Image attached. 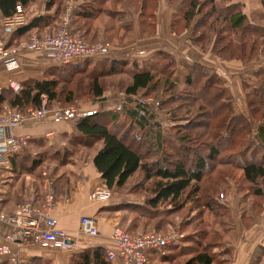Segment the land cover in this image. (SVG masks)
<instances>
[{
    "label": "trees",
    "instance_id": "obj_1",
    "mask_svg": "<svg viewBox=\"0 0 264 264\" xmlns=\"http://www.w3.org/2000/svg\"><path fill=\"white\" fill-rule=\"evenodd\" d=\"M37 1L0 0V18L13 16L17 6L28 9ZM100 1L107 0H94L98 3ZM124 1L114 0L113 8L98 9H92L91 6L78 1L74 2L72 31H82L87 37L88 29H91L98 17L105 13L111 15L113 9L117 16L112 18L120 19L121 16L118 15L122 12L118 7L122 6ZM45 2L46 15L34 18L26 26L18 29L17 37L10 43V48L29 41L34 34L41 37L57 31L61 19L51 32H42L50 30L52 12L58 14L64 11L66 7L63 5L64 0ZM131 2L136 8L138 6L141 8V33L144 31L155 33V11L154 13L148 11L152 8V2L155 3V10L158 9L159 2L125 1L128 4ZM166 2L176 10L172 32L182 35L191 31L190 42L194 47L211 53L222 62L239 61L247 65L264 58V0L260 1V11L254 10L250 15L243 11L244 5L241 0H166ZM169 58L165 67L159 66L157 62L147 68L136 66V69L128 70L129 81L125 86V94L131 99L128 100L131 107H127L125 113L131 122L126 128L117 127L110 130L105 125L95 123V116H87L75 123L76 131L83 138L64 137L63 146L52 149L45 148L44 145L48 144L44 141L42 143L39 140L35 141L34 149L40 151L37 155L42 156V160L33 158L28 148V151H23L12 158L13 172L18 174L25 171L35 172L45 162L43 160H48V156L54 152L53 161L59 160L60 155H63V160L71 157L72 164L77 160L93 163L104 181V188L108 190H124L138 177L140 181L132 188L134 198L127 203L124 202L119 208L128 212L127 221L135 223L134 226L145 225L150 229L126 231L164 234L168 233L169 229L179 226L180 231L185 233L190 226L202 225V230L197 231L201 237L197 247L201 251L187 264H219L215 261L218 255L214 249L223 239L219 237L225 232L217 234V237L209 227L225 225L227 220L224 219L228 216V210L222 203L216 202L218 197L204 195L209 198L205 197V200H202L201 185L205 181H212L213 189L217 193L222 175L218 174L220 167L232 166L241 169L243 181L248 186L245 187L242 200L243 205L247 207L240 212L241 223L244 226H251L258 222L253 218L262 216L264 68L255 72L254 77L258 85L254 87L246 85L245 88L251 116V119H248L242 114H235L232 98L225 83L212 69L193 62L186 67L187 74L179 81L175 78L177 71L175 59ZM116 64L118 62L111 64V68L107 70L92 67L89 89L96 102L101 100L105 92L101 77L108 76V72H113L114 68L117 70ZM60 66L61 68H56L46 80H30L20 85L18 92L9 88L2 89L0 113L5 106L21 113H26L31 108L39 109L43 96L48 98L51 106L56 104L67 106L68 104L61 103L59 98L64 91L62 83L74 79L75 75L86 74L89 64ZM140 97L146 101H153L150 111L147 109L148 105L141 106L135 100ZM155 110L165 113L166 116H155L151 113ZM252 120L258 124L256 130ZM29 144L33 146L31 142ZM42 153H45V156ZM65 165V162L61 161L57 167ZM62 177L64 176L57 177L56 184ZM31 189L35 190L31 194H38V188L31 185ZM138 195H141V198L144 196V199L139 200V197H136ZM250 197L255 200L250 202ZM189 204L191 206L188 210L197 213L195 217L188 219ZM206 239L211 240L204 242ZM105 250L106 248L99 246L88 247L73 254L71 264H111ZM32 264L50 263L35 258Z\"/></svg>",
    "mask_w": 264,
    "mask_h": 264
},
{
    "label": "crops",
    "instance_id": "obj_2",
    "mask_svg": "<svg viewBox=\"0 0 264 264\" xmlns=\"http://www.w3.org/2000/svg\"><path fill=\"white\" fill-rule=\"evenodd\" d=\"M111 1L112 0L100 1V3L95 2L94 4L96 5H92L91 8H107V6L108 8H112L110 7V4H112L113 2ZM244 3L246 4V1H244ZM162 5H164V8L169 10L168 18L165 22L167 27L166 31H168V35L171 37V39L179 41L178 45L180 53H183V50H187L186 53L192 51L197 55H211L213 58L218 60L211 53H204L200 49L194 47L190 42L191 34H189L188 32H185L182 35H176L172 32V24L174 23V14L176 13V10L173 6H169L165 0L163 1V4L159 0V6L155 13V33L151 37L146 38L153 37V39H155V36H158L160 33L161 23L160 21L158 22V16L160 15L161 8H163ZM25 11L29 23L34 18L46 15V2L45 0L37 1L28 9H25ZM122 13L128 15V13H125L124 10H122ZM4 19L0 18V42L5 44L7 48H10L9 45L17 37V34L16 32L12 33L4 29ZM161 19L163 20L162 17ZM128 20L134 23L133 37H136L137 40L141 39L140 22L138 18L130 14V17L128 16ZM93 27L94 29H96V38L98 39L106 35L105 29L115 28L113 24H108V22L103 21L102 18H98L95 21ZM112 46L113 48L110 49V54L104 59L84 63H75L66 66H77L91 63H94L96 65L97 63L105 64L106 62H108L106 63V65L109 66L114 62H119V60H122L124 56L122 51H124V49L129 46V43L125 45H117L116 43ZM171 49L173 48L171 47ZM155 51L151 52L154 53ZM170 52L162 51L163 54H172ZM152 53L144 54V56L150 55ZM193 62L200 63L205 67L211 69L202 62L194 60L192 62H189L184 67V75L183 71L181 74L183 76L180 75L179 77H176L177 80H183V78L187 74L186 67H188ZM233 62L236 63V61ZM132 63L135 65V67L138 66L139 68H141L139 62L132 61ZM56 68H61V66L50 63L49 60L41 54L29 52L22 56V58L20 59L18 69L10 70L4 64L0 63V88H8L7 82L9 79L17 81L21 86L25 82L30 80H46L51 76L50 74ZM108 103H111L109 102V99L101 102L99 105ZM99 105H96L93 110L87 109V111H84V113L86 114V117L91 115L95 116V123L105 125L102 123H98L97 121L98 118L104 117L98 115L99 112L97 111V108L99 107ZM112 109L113 108L111 107L108 111H111ZM108 115L111 116L110 113H108ZM114 116H112V118L117 125L119 123L117 121L118 117L114 118ZM116 125L114 129L119 127L118 125ZM75 126V123L70 121L56 122L52 119V116H50V120L46 123H29L25 127L14 130L12 133L14 136L18 137L26 136L29 138L30 142L33 143L34 141H40L42 139L45 140L49 134L54 133L55 139H57V141L59 140L61 144V141L64 140V137L69 139L72 136L83 138L79 136V133L76 131ZM69 169V172L67 174H64V177L60 178L59 182H57L55 186L58 205L53 210L52 215L58 220L60 227L68 233L72 244L69 248L66 249H43L39 246L31 244H22L12 247L14 255L21 260V263L19 264H32V261L35 258H41L43 261L49 262L50 264H71L72 255L82 252L88 247H111V234L116 225H120L123 229L131 232L145 230V225L136 227L134 226L135 223H133L132 221H127L128 212L119 208L121 204H123L124 202H129L131 201V199H113L112 201L107 203H94L90 201V193L96 188H102L105 186L101 175L98 173L93 163L77 160L75 164H72L71 168ZM3 175L7 178V183L2 188L1 197L3 199V202L1 205V210L5 213H13L19 205L17 203L19 198L24 197L27 191H30V194L32 191L28 186V182L25 180V184L18 188V182L20 183L21 181H23V179L21 180V177L19 180L16 177L17 174L13 172V170ZM28 177L31 179L30 175H28ZM33 191L35 192V190ZM41 191L42 189L38 192L37 195L41 194ZM222 204L229 208L228 211L230 215V212H232L229 207L231 206V202H229L228 204ZM237 216L238 219L235 225L227 230V258H221V250L219 249L220 247L214 249V251L218 255L217 258H220L217 263L222 264L223 262V264H264V222L261 224L257 223L251 226H244L241 223L240 214H238ZM83 217H90L96 220L98 229L97 237H90L80 232V222ZM149 229L150 228L148 226L146 230ZM8 231V228H0V243L2 241V236L5 235ZM197 235L198 233H195L193 237L189 239L188 233L185 234V238L182 241H180L175 246H171L166 249L165 255L161 256L157 252H152L150 256V264H187L190 259H192L197 255L199 251H201L197 247V243H199L198 239L196 238ZM4 263L14 264L11 260H8ZM111 264L124 263L121 260L117 259L112 261Z\"/></svg>",
    "mask_w": 264,
    "mask_h": 264
},
{
    "label": "rangeland",
    "instance_id": "obj_3",
    "mask_svg": "<svg viewBox=\"0 0 264 264\" xmlns=\"http://www.w3.org/2000/svg\"><path fill=\"white\" fill-rule=\"evenodd\" d=\"M40 1V0H38ZM42 1V0H41ZM73 1L75 3H82V4H86L88 6H94L96 4H94L95 2L93 0H64L63 5H66V3ZM78 1V2H77ZM114 0H112L111 2H113ZM126 1V0H125ZM123 3L122 6L118 7V10L120 12H122V10H124L125 13H119L118 17L121 16L120 19L118 20H114L112 18V16H117L116 13L114 14L113 11H111V15L109 14H101L98 18H102L103 21L108 22V24H113L115 26V28H109V29H105L106 31V35L101 37V38H96L97 33H96V29H94V23L91 26V29L89 30V35L86 37L84 35V33L81 31V33L85 36V39L89 42H101V43H105L108 45V47L111 49L113 48L112 45L116 44L117 45H125L129 43V46L126 47L124 49V51H122L123 53V58L122 60H119L118 66H116L113 69V72H108V76H103L101 77L100 81L102 82L103 88L105 89L104 91V96L102 95L101 100L98 102H96V100H93V96L91 95V90L89 89V85H90V77H91V70L92 67H94V63L89 64V68L86 72V74H78L75 75L74 79H71L70 81L66 80L64 81V83H62L63 86V90L59 96V98L61 99V103H67V106H63L60 104H56L54 106H51L49 103V109L52 110L53 107L55 106H61V107H74L75 109H77L78 111L80 110L81 112L87 111V109H91L93 110V108L96 105H99L101 102L108 100L111 103L108 104H104V105H99V107L97 108V111L99 112L98 115L99 116H104L101 118H98V123H102L105 124L110 130L114 129L116 123L113 121L112 116L116 115L118 116V126L122 127L123 129L126 128L129 123L131 122V120L127 117L125 110L127 107H131L128 103V100L130 101L131 99H129L128 96H126L125 94V86L128 84L129 81V77H128V70H134L135 65L132 63V61H136L139 62L141 67H149L150 65H154L157 62H159V66L161 67H165V65L167 64V61L170 60L169 57H172L175 59L176 62V67H177V71L175 72V78L179 77L182 72L184 71V67L189 63L192 62L194 60L202 62L203 64H205L206 66L210 67L215 73H217L220 78L223 80V82L225 83V86L232 98V102H233V108L235 110V114L239 115L242 114L245 117H247L248 119H251L250 116V112H249V107H248V103H247V98H246V93H245V88L246 85L249 86H255L258 85V81L256 80V78L254 77L255 72H257V70H262L264 68V58H262L259 62H255V63H250L247 65L242 64L239 61L233 62H222L216 60L215 58H213L211 55H200V54H196L193 53L192 51H189L186 53L187 50H183V53H180L179 51V41H176L174 39H171V37L168 35V31H166L167 27H166V19L168 18V14H169V10L164 8V5H162L163 8H161L160 10V15L163 18V20L161 19L160 15L158 16V22L160 21L161 25V30L158 36H155V39L152 38H146V37H151L154 32H149V31H144L141 33V29H140V33H141V39L137 40V38L133 37V25L134 23L132 21L128 20V16L130 17V14H132L133 16L137 17L139 22L141 23V18H140V13H141V8L138 6L137 8L135 7V5H133V3ZM132 1V0H130ZM155 2V0H153ZM163 4L164 0H160ZM166 1V0H165ZM244 1H246V4L244 3ZM260 1L261 0H241V3H243V11L250 15V13L252 11H260L261 6H260ZM157 2H159V0H157ZM155 3H151L152 8L150 11H148L149 13H156L155 10ZM159 6V5H158ZM110 7L113 8V5L110 4ZM123 7V8H122ZM108 8V6H107ZM250 10V11H249ZM52 21H51V25L49 27L50 30H43V33H48L51 32V30L54 27H57L58 25V20H60L63 16V10L62 12L55 14V11L52 12ZM176 14V13H175ZM175 14H174V18H175ZM54 18V19H53ZM117 24H116V23ZM60 23V22H59ZM189 34H192V32H188ZM93 37V38H92ZM92 38V39H91ZM171 47L173 49H171ZM155 51L154 53H152L151 51ZM162 51H171L170 53L172 54H163ZM135 53V54H134ZM148 53H152L150 55L144 56V54H148ZM204 53H209V52H204ZM168 56V57H166ZM122 61V62H120ZM108 63V62H106ZM102 64V63H97L95 65L96 68H98L99 70H101L102 68L107 70V68H111V66L113 65H106ZM115 63V62H114ZM117 63V62H116ZM105 66V67H102ZM108 66V67H106ZM185 71L183 72L184 75ZM104 74V73H103ZM106 75V74H104ZM181 75V76H183ZM251 86V87H252ZM71 95V96H70ZM68 96H70V98H68ZM142 97V96H141ZM136 98L135 100L139 102V104L141 106H146L148 105L147 109L150 111V106H152L154 103L153 101H146L142 98ZM113 108L111 111H108L109 108ZM108 113L111 114L108 115ZM151 113L155 114V116H166L165 113L159 111V110H155V111H151ZM50 116H53L52 113H50ZM161 120V119H160ZM252 124L254 129H257L258 124L252 120ZM116 125V126H117ZM46 142L48 145H44L45 148H57L59 146H63V141H61V144L59 142V140L57 141V139H48L46 138L45 140H40L39 142ZM38 142V141H37ZM84 142V141H83ZM32 145H35V141L34 144L33 142H31ZM89 141L86 142V144H88ZM59 144V145H58ZM50 145V146H49ZM29 147V152H32V156L33 158H37L42 160V156L37 155V152H40L39 150H35V146L34 147ZM55 146V147H52ZM39 149V148H38ZM48 149V150H49ZM45 156V153H42ZM54 152H52V154H50V156H48V160H43L45 161L44 163L41 164L40 167H38L35 172H31L29 173L28 171H25L24 173H16V177L20 180L23 179V181H21L20 183L18 182V188L23 186L25 184L24 180L28 182V186L30 188L31 191H33L31 189V185H33V187H35L36 189L38 188L39 191L42 189V179H43V174L45 172H47L48 174L51 175V177L56 181L57 177L62 176L64 174H67L69 172V168H71V165L73 163V159L71 157L66 158L65 160H63V155H60V161H53L55 159V156L53 155ZM63 154V153H62ZM65 162V166L63 167H57L59 162ZM217 172V171H216ZM222 174L221 175V179H220V186L218 188L217 193H215V190L213 189V182L212 181H205L201 187H202V200H205L204 195H212V197H218V201L216 202H222L224 204H228L229 202H231V206L230 209L232 212H230L229 215V211H228V216L224 219L227 220V223L223 226L220 225H216V226H211L209 227V229L211 230V232L213 234H220L221 232H225L223 233V235L219 238H223L219 245L217 247H220L219 249L221 250V258H227L228 255V250H227V245H226V235H227V230H229V228H232V226L235 225L237 219H238V214H240V212L244 211V209L247 206L243 205V196L245 195V187L247 188L248 186L244 183L243 181V172L241 169L238 168H234L232 166L229 167H220V169L218 170V174ZM31 174V179L28 177V175ZM10 176V175H9ZM57 176V177H56ZM216 178V176H215ZM17 179V180H18ZM140 179V178H139ZM138 179V177H136L128 186L127 188H125L124 190H115V198L116 199H133L134 195L132 192V188L136 185V183H138L140 180ZM264 187V185H263ZM31 194L27 191V193H25V198L21 197L18 200V206L17 208L30 196ZM223 196V198L221 197ZM136 197H139V200L144 199V196L141 198V195H138ZM209 198V197H206ZM137 199V198H135ZM250 202L252 200H255L253 197H250ZM22 202V203H21ZM190 204L187 207L190 208ZM227 208V210L229 209L227 206H225ZM17 208L15 209V211L17 210ZM237 209H238V214H237ZM14 211V212H15ZM13 212V213H14ZM188 219L191 217H195L196 216V211H190L188 210ZM184 218V217H183ZM256 219V220H255ZM259 219V220H258ZM253 220H255L258 224L263 223L264 222V214H262L261 217H255L253 218ZM256 223V224H257ZM255 225V224H254ZM177 227V226H176ZM174 227L172 229H169L168 232H179L180 234L184 235L185 238V234L188 233V237L189 239H191L193 237V235L195 233L200 232L202 230V225L197 227L196 225L194 226H190L188 228V232H182L180 231V227L178 226L177 228ZM218 237V236H217ZM196 238L200 241L201 237L198 233V235L196 236ZM212 238V237H211ZM211 239H206L204 242H209ZM214 240V239H212ZM216 247V248H217ZM220 260V258H216L215 261L218 262Z\"/></svg>",
    "mask_w": 264,
    "mask_h": 264
},
{
    "label": "built area",
    "instance_id": "obj_4",
    "mask_svg": "<svg viewBox=\"0 0 264 264\" xmlns=\"http://www.w3.org/2000/svg\"><path fill=\"white\" fill-rule=\"evenodd\" d=\"M74 2L66 4L59 27L54 34L45 36L32 35L29 41L12 48H7L0 42V63L8 69L19 68V61L25 54L35 52L43 55L54 65H69L79 62L98 61L108 57L110 48L101 42H89L81 32H73L71 19ZM28 24V17L23 7L17 6L13 16L3 20V27L8 32L15 33ZM7 87L14 92L20 90V84L12 79ZM2 88H0V92ZM52 119L56 122L77 123L86 117L84 112L74 107L55 106L49 109L46 96L42 98L39 109H29L26 113L5 106L0 113V228H8L0 243V264L11 260L14 264L21 263L12 247L31 244L43 249H66L72 244L68 233L62 229L52 215L58 205L55 193L56 181L45 172L42 179V191L37 195L32 193L14 213L1 210L3 199L2 188L6 185L5 173L13 170L12 158L23 151H28L30 140L26 136H14L13 131L25 127L29 123L43 124ZM48 139H55L51 133ZM115 192L107 188H96L90 195L94 203H107L115 198ZM223 198V196H221ZM80 232L90 237L98 236L97 222L94 218L83 217L80 222ZM184 239L179 232L131 233L116 225L111 234L112 246L106 247V255L112 262L121 260L124 264H150L152 252L165 255L167 248L175 246Z\"/></svg>",
    "mask_w": 264,
    "mask_h": 264
},
{
    "label": "bare ground",
    "instance_id": "obj_5",
    "mask_svg": "<svg viewBox=\"0 0 264 264\" xmlns=\"http://www.w3.org/2000/svg\"><path fill=\"white\" fill-rule=\"evenodd\" d=\"M79 63H84V62H79ZM70 65V64H69Z\"/></svg>",
    "mask_w": 264,
    "mask_h": 264
}]
</instances>
